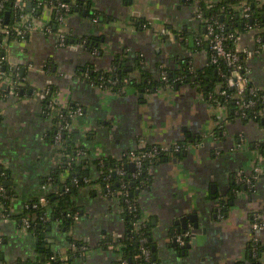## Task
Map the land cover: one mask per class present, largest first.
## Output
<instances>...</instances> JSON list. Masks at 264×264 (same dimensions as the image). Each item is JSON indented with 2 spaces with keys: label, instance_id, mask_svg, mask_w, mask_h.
I'll use <instances>...</instances> for the list:
<instances>
[{
  "label": "crops",
  "instance_id": "1",
  "mask_svg": "<svg viewBox=\"0 0 264 264\" xmlns=\"http://www.w3.org/2000/svg\"><path fill=\"white\" fill-rule=\"evenodd\" d=\"M69 1L79 9L68 17V43L59 45L57 31L44 32L43 25L52 24L53 17L43 9L37 29L23 39L9 37L3 48L6 62L24 80L14 93L0 81V88L7 89L0 97V161L10 173L14 214L41 195L45 176L60 160L48 138L52 121L40 95L55 84L63 103L84 109L73 128L76 141L89 150L90 160L105 155L118 158L149 143L187 140L185 154L175 152L152 165L151 180L139 194L152 223L155 256L161 264H251L249 224L254 205L264 213V160L252 194L234 187L236 173L252 171L256 151L262 152L258 145L264 142V123L227 121L223 136L216 138L213 130L220 125L215 108L192 85L151 91L129 85L118 94L94 87L77 71L92 62L108 69L118 53L126 59V70L141 64L154 79L161 76L164 63L177 69L181 56L191 57L193 65L202 68L209 56L207 50L195 49L197 36L205 31L194 15L195 6L189 0ZM143 19L150 27L134 23ZM87 38L96 41L98 48H86L83 40ZM242 44L255 48L259 43L249 32ZM47 60L51 61L49 70L44 67ZM247 65L251 82L264 88V43ZM198 135H203V145L195 142ZM239 135L246 138L249 150L234 149ZM211 140L217 142L216 147ZM83 169L93 181L98 178L94 163ZM73 197L81 211L79 219L66 226L53 221L43 231L47 242L44 237L38 241L32 233L21 234L16 218L0 220V260L52 264L50 253L72 249V236L88 248L83 258L74 257L70 264H114L115 254L102 244L106 236L124 229L119 204L89 186L80 187ZM193 210L199 223L196 244L181 248L174 245L173 234L182 225L177 221ZM188 228H194L190 221ZM261 233L264 238V228Z\"/></svg>",
  "mask_w": 264,
  "mask_h": 264
},
{
  "label": "trees",
  "instance_id": "2",
  "mask_svg": "<svg viewBox=\"0 0 264 264\" xmlns=\"http://www.w3.org/2000/svg\"><path fill=\"white\" fill-rule=\"evenodd\" d=\"M49 1V0H46ZM194 5L197 0H189ZM242 0H214L212 2H207L205 0H199L198 6L202 10L204 16L208 18H214L217 21L224 24V32L229 34L233 31L237 32H244L248 25L258 26L260 29L263 30L261 33V41L264 43V3L262 0H247L250 5V16L248 18H244L241 16L239 10L235 9L236 3H239ZM33 2V10H35L36 15L42 12L44 6L43 4H39L36 0H32ZM70 3V2H69ZM78 7L75 4H71V10L67 13L69 17L71 14L74 13L75 8ZM8 12L9 21L6 23L5 14ZM94 17L97 16L96 13H93ZM20 17V11L15 9L14 7V0H0V18L2 22L9 26H12L17 19ZM100 18V17H99ZM52 29L53 31H58L59 23L56 21L55 17L52 20ZM134 23L138 26L143 27L144 24L148 25V21L145 19L143 20H135ZM55 25V26H54ZM70 34L67 33V37ZM198 36H204V32L202 31L201 34ZM10 38L19 37V35L15 31H11ZM3 40V33L0 31V65L2 71L5 73L4 75H0V81L5 79L6 77H12L13 83L16 85V90L19 92L21 88V84L24 82L22 80L18 71L13 70L10 68L9 64L6 62L5 57L3 56V48L1 47V43ZM69 40V39H68ZM91 41L87 38L86 44L84 45L86 48L96 49V41ZM227 46L229 48H233V40L229 39L227 41ZM194 48V47H193ZM196 50H207L208 56L210 52V48L208 46V42L206 40L202 42H196L195 44ZM99 51V50H98ZM192 60V63L190 62ZM126 59L124 55L118 53L111 61V65L108 69L106 68H97L94 62L88 63L83 68H79L77 71L80 73L82 79H84L87 83H103L109 84V79H113L116 82L110 84L112 89L118 93L123 94L125 89L129 85H133L136 88L144 90H155V89H164L166 88V81H164L161 76L158 79L151 78L149 72L142 67L141 64H137V67H134L132 71L126 70ZM179 67L177 69L172 70L167 64L164 63V66L168 72L167 75V83L171 84L173 88H177V86L182 85H192L201 91L205 97L208 99L211 105L221 104L227 107V118L226 120L230 121V123L235 122L237 120L242 121L243 124L248 122L257 121L259 123L263 122V117L260 114L261 109V92H257L255 95L246 92L243 96V99L253 98L256 100L255 104L251 107L242 108L238 106L236 100L238 99L235 96L236 90L227 85V78L230 77V70L231 67L223 61L219 60L218 63L212 62L210 59L208 60L207 64H205L202 68H196L193 65V59L191 57H183L179 58ZM248 64V62L244 63ZM45 69H51V61L47 60L45 63ZM248 67V65H247ZM136 70V71H133ZM146 78V80L144 79ZM125 79H130L129 82L126 83ZM253 85V82H251ZM9 86L10 83L6 84ZM219 87L221 91H225V94L218 93L216 88ZM57 86L55 84H51L49 86V92L45 97L42 99L44 102V111L47 115L50 108L48 106L49 100L51 99L52 95L55 93ZM48 89V88H46ZM44 91V89H43ZM7 93V89L0 88V97L3 94ZM68 110H64V113L68 120L70 121V110H73L77 107V104H69ZM227 122H221L220 126H216L213 130L214 137L219 138L223 136L224 131L227 129ZM264 123V122H263ZM61 121L58 118L52 121V128L48 133V138L51 140L52 144H54V138L57 133L58 127L60 126ZM264 126V124H263ZM203 135H198L195 138L196 140H201ZM238 138V136H237ZM62 141L64 144L63 149V159L60 164L54 166L47 176H45L43 184L48 183L50 188L47 192L41 193V195H45L48 199V203L46 205H39L38 207H34L36 203L39 202L40 196L36 197L32 201L27 202L24 211L18 214H11L10 217L16 218L18 224L21 223V218L28 214L29 221H30V233L36 235L37 237L42 236L44 229L51 224L53 221H58L61 226H66L72 224L75 219L73 214L78 213L81 214L79 205H77L76 200L74 199V194H76L80 188L79 185L75 184L73 179L74 178H85L89 177L86 175L85 170L83 169L84 166H88L90 163H94L99 171V176L94 181L100 183L101 186L106 187L107 184L111 186V193L109 195L110 198L113 196H117L116 192L118 190H122L121 183L119 181L120 176L116 174L113 169L116 167H121L123 170L126 171V175L124 176V183L126 185V190L129 191L127 201L125 196L119 195V206L124 208L123 216H124V229L121 232V237L114 241L115 249L113 252L115 254L122 253L124 257H126L129 261L136 262L137 264H161V262L155 256V246L156 240L152 236V223L151 220L148 219L146 222L141 225L140 227H136L135 221L142 217L143 207L139 202V194H136V189L146 188V185L149 184L151 180L150 169L153 164L160 162L163 159L169 158L171 154L175 152L166 153L161 152L157 157L146 159L144 162V166L142 168L141 174L134 178L132 176V169L129 165L124 163V158L119 159L113 157L112 155H105L94 157L93 160H90V153L89 150L81 143L76 141L75 139V130L72 127L71 129H65L64 134L62 135ZM238 142V140H236ZM177 143L180 145H184L187 143L186 139L177 140ZM159 144L149 143L145 147L140 146L136 151H144L148 150L151 147H154ZM252 147V146H251ZM258 149H260L264 154V142L258 145ZM78 149H82L86 152L87 156L83 158L77 157ZM182 153V150L177 152ZM73 157V161L69 163V158ZM9 170L4 168L0 164V185L4 186L5 192L0 195V205L4 207H8V205L12 204V200L15 196L14 190L8 189V186L4 184L5 180L9 178ZM90 178V177H89ZM256 185V181H255ZM69 190H66V188ZM237 191L239 189L247 190L250 194H252V190L248 186H246L243 182L235 183L234 187ZM104 193L106 192V188L103 189ZM141 192V191H140ZM129 204L132 205L131 212L128 209ZM260 211V210H259ZM263 213L262 211H260ZM264 214V213H263ZM254 219H251L252 223ZM252 238L248 240V249L256 245L259 250V254L261 255L264 253V238L262 236L261 231H255L251 229ZM146 238L144 245L147 246L152 255L151 257L146 260L142 257L139 259L134 260V255L140 253V238ZM70 242H75L78 246L81 243L80 240L70 236ZM113 240V236L109 235L106 236L103 240L104 248L107 246L106 241ZM82 250L77 249L73 250L69 248L65 254L61 253L62 255H66L67 259L61 260L59 257L52 261V264H70L72 258L82 256ZM56 254V253H50ZM251 264H262L256 257L253 256L251 258ZM50 261V259H49ZM0 264H28L27 261H12V262H3L0 260ZM114 264H120L119 261L114 259Z\"/></svg>",
  "mask_w": 264,
  "mask_h": 264
},
{
  "label": "built area",
  "instance_id": "3",
  "mask_svg": "<svg viewBox=\"0 0 264 264\" xmlns=\"http://www.w3.org/2000/svg\"><path fill=\"white\" fill-rule=\"evenodd\" d=\"M39 4H43L44 8L49 11L50 17H55L56 21L59 23L58 25V31L56 32L57 40L60 46L65 45L66 39H67V33H69V29L67 28V23H68V16L67 13L71 10V4L65 0H36ZM198 1L194 4V15L195 17L201 21V23L204 26V36H197V41L202 42L206 40L208 42V46L210 48L209 52V59L214 62L218 63L219 60L225 61L228 66L231 67L230 70V77L227 78V85L234 88L236 90L235 96L238 99L236 100V103L238 106H241L242 108L246 107H251L255 104L256 100L253 98H248V99H243V96L245 95L246 92H249L253 95H255L258 91L262 93L261 96V102H262V107L260 109V114L264 118V88L263 87H258L256 85L251 84V79L248 74V67L246 62H248L256 52L259 51L261 48L263 42L261 41V33L263 32L262 29H260L258 26L254 25H248L245 29V31L242 32H237L233 31L229 34L224 32V24L217 21L214 18H208L204 16L202 10L198 6ZM207 2H212L214 0H205ZM264 3V0H262ZM26 4L27 0H14V7L18 11H20V17L17 19V21L12 25L9 26L6 23L4 24L2 22V19L0 18V31L3 33V40L1 43V47H4L6 45V41L10 36L11 31H15L20 38H25L28 33L33 30L38 28V20L37 17L39 15H36L35 10L31 9L30 11L26 9ZM235 9L239 10L241 13V16L244 18H248L250 16V5L247 0H242L239 3H236L235 6H233ZM42 27V25L40 26ZM39 27V28H40ZM143 27H150V23L144 24ZM42 29L46 33H52V24L47 23L46 25H43ZM252 32L255 36V41L258 44L257 47L255 48H250L247 46H244L242 44V39L245 33ZM229 39L233 40V48H229L227 46V41ZM87 40H83V43L85 44ZM94 53L96 55L99 54L98 50H95ZM4 75L5 73L1 69L0 65V75ZM167 75L168 72L165 68V66L162 64L161 65V78L166 81V88L171 86V84L167 83ZM130 79H125L126 83L129 82ZM2 83H10L11 85V90L12 93H14L16 90V85L12 81V77H6L5 79H2ZM116 81L113 79H109V84H97V83H91L94 87L103 90V91H114L110 84L115 83ZM48 89L44 88L41 90L42 94L41 97L44 98L45 95L49 92V86L47 87ZM216 91L218 93L225 94V91H221L219 87L216 88ZM115 92V91H114ZM50 110L48 112V117L53 121L54 119L58 118L59 121H61L60 126L58 127L57 133L54 138V144H53V150L56 156L59 157V161L57 163L60 164L62 159H63V149H64V144L62 141V135L64 134L65 129H71L74 126L75 120L79 117L82 116L84 113V109L82 106L77 105V107L73 110H70V121L66 117L64 110H68L70 107L69 104L63 103L60 99V95L58 92V89L55 90V93L52 95L51 99L49 100L48 104ZM215 108V112L217 114V117H219L217 120V124L221 125V122H227V107L221 104L213 105ZM205 135V134H204ZM203 137L200 141H203ZM216 140V139H215ZM248 141L243 135H239L238 137V142H236L234 149H244L249 150L250 147L247 145ZM249 148V149H248ZM181 150H186V145H180L177 143V141H174L170 144H159L154 147H151L148 150L144 151H129L126 153H123L120 155L118 158L122 159L124 158V163L129 165V164H134V169L132 170V176L134 178H137L142 171V168L144 166V162L146 159H151L157 157L161 152H166V153H171V152H179ZM87 154L84 150L78 149L77 151V157L78 158H83L86 157ZM256 163L254 162L252 171H246L244 169L239 170L236 173V181L237 182H243L246 186H248L250 189L254 188L255 186V181L257 179V176L259 172H261V163L264 160V156L262 152H259L258 150L256 151ZM73 161V157L69 158V163ZM0 164L4 167L2 162L0 161ZM6 168V167H4ZM113 171L120 176V183H121V188L122 190H118L116 192L117 196H113L111 199L119 204V195H124L125 199L129 201L127 198L129 195V191L126 190V185L124 183V176L126 175V171L123 170L121 167H116L113 169ZM74 183L79 185L80 187H92L96 188L97 190L103 191V189L106 188V192L104 193L106 197H109L111 193V186L110 184H107L106 187L101 186L100 183H97L93 181L89 177H85L82 179L79 178H74L73 179ZM50 185L48 183H44L41 186V191L42 193L47 192L49 190L48 188ZM5 187L0 185V195H2L5 192ZM66 190H69L67 187ZM104 192V191H103ZM48 203V199L45 197V195H40L39 202L34 205V207H38L39 205H46ZM129 211L131 212L132 210V205L129 204L128 206ZM260 208L256 205H254V210H252L251 216L254 219V222L250 223L249 226L252 230L255 231H262L264 228V214L261 213ZM120 212L123 214L124 208L120 207ZM11 214H14V209L12 204L8 205V207H4L3 205H0V220L2 221H8L10 219H13V217H10ZM73 217L75 220L79 219V214L75 213L73 214ZM148 216L143 210L142 217L137 219L135 221L136 227H140L143 225L146 220H148ZM30 221H29V215L26 214L21 218V223L19 225V232L21 234H28L30 233ZM251 233V232H250ZM122 233H114L113 235V240L111 241H106L107 244V250H110L113 252L115 249L114 247V241L119 239L121 237ZM190 237H192V232L190 230H187L183 233H180L177 235L178 241L181 244H184ZM252 238V235L250 234L249 239ZM146 241V238H140V253L134 255V260L139 259V257H142L146 260H148L152 253L150 249L144 245V242ZM72 249L77 250L80 249L82 250V258L87 252V246L86 245H80L78 246L76 243H72ZM251 253H253V256L259 259L260 261H264V253L261 255L259 254L258 247L254 245L251 248ZM115 254V253H114ZM61 260H66L67 256L62 255L61 253H56V254H51L49 256L50 262L54 261L55 259ZM115 259L120 262V264H137L135 261H129L126 257L123 256L122 253H117L115 254Z\"/></svg>",
  "mask_w": 264,
  "mask_h": 264
},
{
  "label": "water",
  "instance_id": "4",
  "mask_svg": "<svg viewBox=\"0 0 264 264\" xmlns=\"http://www.w3.org/2000/svg\"><path fill=\"white\" fill-rule=\"evenodd\" d=\"M65 1H67V2H70L69 0H65ZM32 5H33V3H32V1L31 0H28L27 1V4H26V7H27V10H31V7H32ZM79 8H76L75 10L77 11ZM87 11L86 10H84V14L86 13ZM8 18H9V13L8 12H6V14H5V20H6V22L8 21ZM66 42L68 43V39L66 40ZM91 49V48H90ZM263 122H264V119H263ZM183 129L185 130L186 129V127L184 126L183 127ZM212 138V137H211ZM199 141V142H198ZM214 144H215V147H216V144H217V142L215 143L213 140H211ZM190 142L191 143H193L192 142V140H190ZM196 143L198 142L199 143V146L200 145H203L204 144V142H205V140H203V141H200V140H196L195 141ZM197 145V144H196ZM186 150H182V153L183 154H185L186 152H185ZM129 167H131V169L133 170L134 169V164H131V165H129ZM4 184L5 185H10L11 184V181L10 180H5L4 181ZM140 191H141V189L140 188H137L136 189V194H139L140 193ZM188 221H190V222H192L193 223V225H194V228H188ZM181 223L182 225H181V227H179V229H177L178 231H177V233H175V234H173V238H174V245H179L181 248H184V247H191L192 245H195L196 244V235H197V233H198V226H199V223H198V215L196 214V210H193V212L192 213H188V214H186V215H184V216H182L180 219H179V221H177V223ZM180 228H183V229H180ZM187 230H190L191 232H192V237H190L184 244H181V243H179V241H178V238H177V235L178 234H180V233H183V232H185V231H187ZM41 237H44L45 239H46V236H45V234L43 233L42 234V236H40V237H37V239H38V241L40 240V238ZM46 242H47V239L45 240ZM155 249V248H154ZM72 259H73V257H71Z\"/></svg>",
  "mask_w": 264,
  "mask_h": 264
},
{
  "label": "rangeland",
  "instance_id": "5",
  "mask_svg": "<svg viewBox=\"0 0 264 264\" xmlns=\"http://www.w3.org/2000/svg\"><path fill=\"white\" fill-rule=\"evenodd\" d=\"M154 32L157 34L158 31H157V30H154ZM157 35H158V34H157Z\"/></svg>",
  "mask_w": 264,
  "mask_h": 264
}]
</instances>
